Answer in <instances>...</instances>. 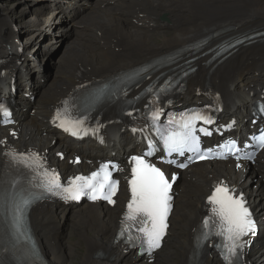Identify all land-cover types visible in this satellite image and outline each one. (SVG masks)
<instances>
[{"label":"bare ground","instance_id":"1","mask_svg":"<svg viewBox=\"0 0 264 264\" xmlns=\"http://www.w3.org/2000/svg\"><path fill=\"white\" fill-rule=\"evenodd\" d=\"M43 2L50 4L46 10H50V14L42 16L34 13L36 17L32 19L46 25L44 20H51L54 13H63L72 32V39L67 40L69 43L62 55L53 63L54 72L52 77L49 72V78L43 76L45 60H40L46 58L43 47L50 46L47 40L39 43L41 34L32 43H21L23 48L17 52L20 42H13L21 38L12 31L13 18L6 12L2 13L0 8V58L13 65L12 77L15 76L18 81L16 121L0 127V141L4 142L0 146L12 143L25 149H37L59 173L79 172L86 167L85 163L72 165L75 153L87 159H106L113 153L116 156L125 154L133 146L127 136L122 144L110 151L86 143L76 145L49 130L46 121L48 108L58 98L65 96L77 81L99 79L118 71L134 69L150 59L169 56V52L181 50L221 29L231 28L235 34L264 31V0ZM42 7L41 3L38 4L36 11ZM161 17L166 18L167 24L159 21ZM140 23L142 27L136 25ZM54 25L50 22L47 26L51 27V32ZM56 33H60L59 29ZM55 37L53 33V39ZM217 43L212 41L204 51ZM29 45L32 48L26 54L25 47ZM208 60L209 57L198 58L192 64L196 72L188 78V86L181 94L179 103L208 100V95L197 97L200 89L207 86L220 94L224 103L223 116H239L241 128H244L251 102L258 95L257 86L264 88V37L251 45L238 47L220 63L219 59L207 65ZM15 62L20 65L16 66ZM7 88V82L0 84V93L7 92ZM28 88L32 92L33 102L24 98ZM251 92L253 99L250 98ZM26 109L33 112V117L25 113ZM164 171L178 177L173 185L171 226L164 239H168L167 244L164 243V248L161 247L156 260L150 264L191 263L195 236L193 229L203 215V201L209 190L221 182L235 189L236 193H242L252 209L256 232L246 245V263L264 264V154L257 168L247 162L229 160L206 162L181 173L171 167H164ZM124 200V197L119 198V203L113 209L85 203L71 207L41 204L33 208L30 225L44 264H68L64 261L72 264H147L115 243L117 221ZM74 246L77 255L71 251ZM1 247L10 251L11 264H25L18 257L17 248L8 245L4 236L0 238ZM198 264L220 262L213 249L205 247Z\"/></svg>","mask_w":264,"mask_h":264},{"label":"snow or ice","instance_id":"2","mask_svg":"<svg viewBox=\"0 0 264 264\" xmlns=\"http://www.w3.org/2000/svg\"><path fill=\"white\" fill-rule=\"evenodd\" d=\"M158 115L159 112L153 113V120L157 119ZM54 121H59L58 126L73 136H79L81 132L87 134V129L82 127L84 121L81 119H64L61 112L57 111ZM197 121H202L205 124L213 122L211 117L200 112L181 116L178 122L169 121L170 124L175 123V127L161 134L164 148L169 155L176 153L184 156L185 152H194L197 153L199 160L208 159L207 153L200 152ZM0 123L5 125L12 123L11 112L4 105H0ZM136 131L138 129L133 128V132ZM157 131L159 132V130ZM199 131L204 135H211L207 129L201 128ZM255 139L258 146L264 148V133ZM0 143L4 142L0 141ZM148 146L149 149L152 148L151 140H149ZM225 147L229 148L230 154H234L233 150L237 149L236 141H231ZM5 155L9 157L10 163L23 164L28 168H43L41 158L36 153L24 154L9 150ZM151 155L152 152L149 151L131 157V178L127 181L131 197L127 203V211L124 216V230L130 231L134 228L140 234L137 239L140 242L141 251L147 252L150 256L155 250L161 248L166 235L168 216L172 209V184L178 178L175 174L169 178L160 167L150 163L145 157ZM237 158L239 159V157ZM247 158L252 159L251 156ZM168 163L175 164L177 168L181 169L188 167V163H178L175 160H170ZM113 171H123V169L111 162L104 163L89 176L77 175L70 178L67 186H64L60 183L58 174L54 170L44 169L39 172L40 186L46 192L61 196L65 200L78 201L82 196L87 195L92 201L106 200L109 204H115L116 201L113 197L118 191L120 182L113 179ZM11 187L13 190H5L0 193V208H3L11 216L15 232L24 235L22 229L26 220V213L34 198L30 194H25L23 189L17 188L16 182H13ZM207 202L212 206V216L205 219L204 227L207 228L210 221L214 225H218L219 235L225 241L223 246L224 259L227 264H237L247 243L244 237L255 235L256 232V222L247 206L244 195L236 193L235 189H230L221 182L215 185L207 197Z\"/></svg>","mask_w":264,"mask_h":264},{"label":"rangeland","instance_id":"3","mask_svg":"<svg viewBox=\"0 0 264 264\" xmlns=\"http://www.w3.org/2000/svg\"><path fill=\"white\" fill-rule=\"evenodd\" d=\"M42 1L43 0H0V5H1L0 8H2V13L6 12L7 15H10L13 18L12 28L14 31L18 33V36L21 38V43L23 45H25L26 41L29 43H32L31 41H33L37 37L39 38L41 34H42V37L40 38L39 43L41 42L43 43L47 40L46 43L49 44L50 46H47V48L43 47L45 49L44 53L46 54V58L40 59V60H45L43 63L44 66L42 67L45 73L43 72L42 74L45 78H49V74L52 73L51 74V77H52L53 72H54L53 63H55L57 59L62 55L65 46L72 39L71 38L72 32L68 28V22L66 21V18H65L66 15H63V13H60V14L59 12H57L56 14L54 13L53 17H51V20L49 19L44 20L46 21V25H45V22H42L40 20L39 21L34 20L35 18L32 19L33 16H35L34 13H38L42 16H48L50 14V10L49 12L46 11L48 10L47 7L50 4L46 2L42 3ZM40 3L42 4L43 7L42 9H40V11H36V6ZM86 8L87 7H85V9ZM46 12L48 13L46 14ZM50 22L55 24L54 28L52 29L53 30L52 32L50 31L51 27H47ZM43 25H45L44 28L41 27L42 29L37 30L39 26H43ZM57 29H59L60 33H56ZM32 33L35 35V37L33 36ZM53 33H55L56 35L55 39H53ZM50 42L52 43L50 44ZM31 48L32 46L30 45L25 47L26 54L28 53V50H31ZM29 56L31 57V55ZM25 113L28 114L27 111H25ZM64 217H63V220H64ZM167 242H168V239L165 241V244H167ZM76 246H77V243H76ZM76 246L72 247L71 251L73 254H76L77 250L74 251V248H76ZM75 257H78V256H75ZM64 263L72 264V262L70 263L68 261H64ZM75 263H76V260H75Z\"/></svg>","mask_w":264,"mask_h":264},{"label":"water","instance_id":"4","mask_svg":"<svg viewBox=\"0 0 264 264\" xmlns=\"http://www.w3.org/2000/svg\"><path fill=\"white\" fill-rule=\"evenodd\" d=\"M233 52H230V55L232 54Z\"/></svg>","mask_w":264,"mask_h":264}]
</instances>
